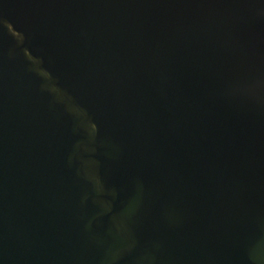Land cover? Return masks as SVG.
Wrapping results in <instances>:
<instances>
[{"label": "water", "instance_id": "obj_1", "mask_svg": "<svg viewBox=\"0 0 264 264\" xmlns=\"http://www.w3.org/2000/svg\"><path fill=\"white\" fill-rule=\"evenodd\" d=\"M0 264H264V0H0Z\"/></svg>", "mask_w": 264, "mask_h": 264}]
</instances>
